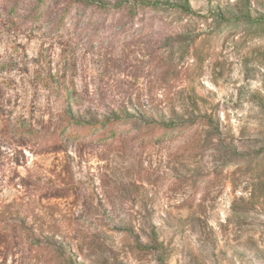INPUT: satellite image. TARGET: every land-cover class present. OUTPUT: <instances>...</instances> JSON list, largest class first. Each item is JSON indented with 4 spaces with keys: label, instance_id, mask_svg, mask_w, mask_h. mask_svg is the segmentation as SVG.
<instances>
[{
    "label": "rangeland",
    "instance_id": "rangeland-1",
    "mask_svg": "<svg viewBox=\"0 0 264 264\" xmlns=\"http://www.w3.org/2000/svg\"><path fill=\"white\" fill-rule=\"evenodd\" d=\"M75 1L0 0V264H264V0Z\"/></svg>",
    "mask_w": 264,
    "mask_h": 264
},
{
    "label": "trees",
    "instance_id": "trees-1",
    "mask_svg": "<svg viewBox=\"0 0 264 264\" xmlns=\"http://www.w3.org/2000/svg\"><path fill=\"white\" fill-rule=\"evenodd\" d=\"M75 2H78L84 6H92V5H97L99 7V9H102L105 11L106 7L105 5L103 4H94V2L92 0H76ZM116 8L118 9H123V8H127L131 17H135L138 15L139 11L142 9V8H147V9H150V8H153V9H158L159 7V4L158 3H149V2H143V3H131V4H128V5H117L115 6ZM189 12V11H188ZM68 16V12L63 14L62 15V22H64L65 18ZM61 22L57 25H55V27L57 29H62L61 27ZM116 121H102V122H94V123H91L89 125H86L85 123H82L80 121H74V120H70L67 124H65L62 128H60L57 132L62 134L64 132H67L69 127H72V126H76V127H79V126H85V127H90V128H93V130H96L97 127L99 126H106L110 123H114ZM166 128H169V129H174V128H177L176 126H173V125H170V126H165ZM32 136L34 137V141H35V144L37 145V147L43 145V146H49V145H52L54 144L55 142V133L50 135V136H39L37 133H32ZM1 225V224H0Z\"/></svg>",
    "mask_w": 264,
    "mask_h": 264
}]
</instances>
